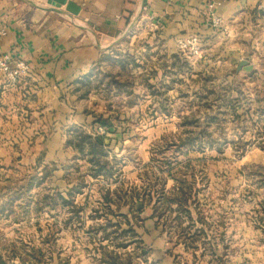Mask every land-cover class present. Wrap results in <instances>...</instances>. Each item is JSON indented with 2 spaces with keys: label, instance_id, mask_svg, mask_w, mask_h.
Wrapping results in <instances>:
<instances>
[{
  "label": "rangeland",
  "instance_id": "rangeland-1",
  "mask_svg": "<svg viewBox=\"0 0 264 264\" xmlns=\"http://www.w3.org/2000/svg\"><path fill=\"white\" fill-rule=\"evenodd\" d=\"M134 37L122 39L112 55L135 62L121 69V96H106L96 79L88 85L102 95L103 108L84 129L111 138L113 176L91 175L86 157L69 143V129L66 159L50 162L45 153V172L30 159L11 163L21 150L1 148L0 158L10 163L0 170V264H109L101 259L113 253L120 264H264V187L246 168L264 163V84L221 86L207 77L206 93L198 95V78L184 82L180 74L193 73L181 63L169 85L152 80L156 56L142 50L145 35ZM106 66L108 82L120 69ZM232 89L243 92L230 95ZM101 118L112 125L102 126ZM72 188L76 207L43 198ZM107 191L114 200L108 215ZM184 197L194 225L182 212ZM126 218L138 237L123 233Z\"/></svg>",
  "mask_w": 264,
  "mask_h": 264
},
{
  "label": "crops",
  "instance_id": "crops-1",
  "mask_svg": "<svg viewBox=\"0 0 264 264\" xmlns=\"http://www.w3.org/2000/svg\"><path fill=\"white\" fill-rule=\"evenodd\" d=\"M69 1L80 8L78 14L66 6L61 12L52 10L48 0H0V28L7 30L0 39V53L30 65L29 73L16 84L0 77V150L14 147L22 152L10 158L11 163L25 159L34 163L45 153L50 162L66 159L68 129L92 128L94 116L103 108L98 105L101 94L90 89L84 96L79 80L93 74L92 82L102 80L105 89L101 92L105 90L110 98L120 97L113 80L121 82V68L117 65L120 70L113 80L105 82L104 68L109 62L105 59H119L112 55L121 40L131 35H145L149 40L142 50L156 56L151 60L152 80L169 85L174 68L181 63L193 73L183 71L180 77L184 82L198 78L200 86L194 92L198 95L206 93L207 77L221 86L264 84V0ZM213 12L223 19L222 27L212 26ZM190 36L200 40L199 55L185 53L178 46L179 39ZM242 61L248 63L240 69ZM143 63L135 70L143 68ZM238 92L243 90H229L230 95ZM257 92L251 91V96L255 98ZM2 160L0 170L8 162Z\"/></svg>",
  "mask_w": 264,
  "mask_h": 264
},
{
  "label": "trees",
  "instance_id": "trees-1",
  "mask_svg": "<svg viewBox=\"0 0 264 264\" xmlns=\"http://www.w3.org/2000/svg\"><path fill=\"white\" fill-rule=\"evenodd\" d=\"M105 60H109L110 59H105ZM104 61V60H103ZM112 62V61H110ZM113 65H118L121 69H126L128 67V65H133L135 66V62H129L126 60V57H122L119 58L118 60H115L112 62ZM98 74V72H97ZM93 74L90 75H86L84 77H82V79L79 80L78 83L81 84L82 87L86 88L84 96L88 94L89 89H88V85L90 84V77ZM102 80H100L99 84H101ZM113 80L114 85L117 88H121V82H119L118 80ZM99 123L104 126V127H110L112 125V121L110 119H100ZM109 132H113L111 129L109 130ZM70 133H72V136L70 137L69 143L71 146H73L76 150H78L80 153H82L85 157H86V161L90 164V171H91V175L93 177H98V176H113V166H112V161L109 160V153L110 150L108 149L110 144H111V138L109 136L106 135H100V134H94L91 132H88L87 130H85L82 126H78V127H74L70 129ZM261 148L264 150V145L261 146ZM42 157H40L38 159V161L36 162V168H39L40 166L43 167V171L45 172L47 169V166L45 163L42 162ZM246 168L249 169L254 175H256L257 177V181H258V185H260L261 187H264V163L262 162H252V163H248L246 164ZM47 175V174H46ZM44 178L41 177L40 180H43ZM40 182V181H39ZM53 193L50 194H46L43 196V198H49V199H53L56 201V199H60L62 201V204L64 206H73L76 207L77 203H76V198H75V192L72 189H70L67 193H63L62 191H60V189H53L52 190ZM111 192L107 191L106 196H104V199L107 203V205L105 206V209L108 211L106 212L107 215L108 214H113L114 211L112 210L111 206L108 204L110 202H113L114 200L111 197ZM180 201V205L183 208L182 212L186 214V216H188V218L190 219L191 223L190 225H194V220H192V212L188 209V208H184L185 204L187 203V198L184 197L182 199L179 200ZM58 202H56L57 204ZM114 203V202H113ZM119 206V205H118ZM186 209V210H184ZM129 211L131 212V209H129ZM97 212V211H96ZM106 215V214H101ZM106 215V216H107ZM123 215V214H120ZM127 217V216H126ZM152 218H153V214H152ZM126 224L128 225V228H123L122 231L124 234H129L131 233L132 235H134L135 237H138V233L136 232V230L133 228V226L130 224V221L128 218H126ZM111 227H116V229L120 226V223L118 224H113L110 225ZM107 227V225L105 226ZM101 228H103V226H101ZM103 230H106V228H103ZM119 230H115L114 232H117ZM113 232H108V234H104L103 235V239H106L107 237L111 236ZM191 239H194V235L191 236ZM101 248L103 246H100ZM104 254V256L107 255V253L112 254L113 252H102ZM116 257H110L111 259L108 258H103L101 259L104 262H107L109 264H120L121 262L117 261V254L113 253ZM1 260V257H0Z\"/></svg>",
  "mask_w": 264,
  "mask_h": 264
},
{
  "label": "built area",
  "instance_id": "built-area-1",
  "mask_svg": "<svg viewBox=\"0 0 264 264\" xmlns=\"http://www.w3.org/2000/svg\"><path fill=\"white\" fill-rule=\"evenodd\" d=\"M213 9L214 4L210 5ZM211 24L213 27H222L224 21L214 12L211 14ZM7 34L5 28H0V39ZM179 46L183 49L187 48L192 55L201 53L200 40L197 36L186 37L179 42ZM30 71V65L27 61L21 58H13L11 54L0 53V77H4L12 84H16L23 76Z\"/></svg>",
  "mask_w": 264,
  "mask_h": 264
},
{
  "label": "water",
  "instance_id": "water-1",
  "mask_svg": "<svg viewBox=\"0 0 264 264\" xmlns=\"http://www.w3.org/2000/svg\"><path fill=\"white\" fill-rule=\"evenodd\" d=\"M48 3L52 5L51 9L57 12H61L62 6H66V9L74 14H78V12L80 11V8L74 2L69 0H48ZM247 63V61H242L240 63V69Z\"/></svg>",
  "mask_w": 264,
  "mask_h": 264
}]
</instances>
